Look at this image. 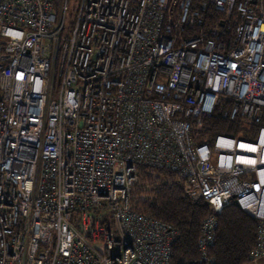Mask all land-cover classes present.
<instances>
[{"label": "built area", "instance_id": "2783aa9c", "mask_svg": "<svg viewBox=\"0 0 264 264\" xmlns=\"http://www.w3.org/2000/svg\"><path fill=\"white\" fill-rule=\"evenodd\" d=\"M70 2L0 0V264H170L178 232L130 207L140 167L237 204L264 259V0ZM214 117L254 138L207 140Z\"/></svg>", "mask_w": 264, "mask_h": 264}, {"label": "trees", "instance_id": "16d2710c", "mask_svg": "<svg viewBox=\"0 0 264 264\" xmlns=\"http://www.w3.org/2000/svg\"><path fill=\"white\" fill-rule=\"evenodd\" d=\"M71 26V25H70ZM1 97V93H0ZM257 127L232 123L219 117L207 119L203 136L210 140L218 135L234 138H254L251 132ZM134 212L158 220L178 232L171 248L170 264H256L251 260L255 251L257 221L247 215L237 204L213 214L202 201L188 199L175 174L164 169L139 168V181L130 195ZM212 215L217 227L215 242L208 251L211 262L201 261L198 239L202 222Z\"/></svg>", "mask_w": 264, "mask_h": 264}, {"label": "rangeland", "instance_id": "374dc122", "mask_svg": "<svg viewBox=\"0 0 264 264\" xmlns=\"http://www.w3.org/2000/svg\"><path fill=\"white\" fill-rule=\"evenodd\" d=\"M80 0H71L69 5V13H68V20L71 21L74 18L75 12L77 10V5ZM68 21V22H69ZM256 264H264V259L260 260Z\"/></svg>", "mask_w": 264, "mask_h": 264}]
</instances>
